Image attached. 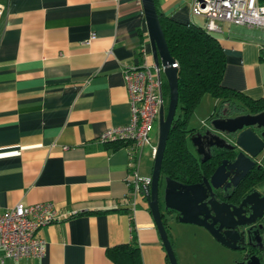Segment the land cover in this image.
Returning a JSON list of instances; mask_svg holds the SVG:
<instances>
[{
  "label": "crops",
  "instance_id": "crops-1",
  "mask_svg": "<svg viewBox=\"0 0 264 264\" xmlns=\"http://www.w3.org/2000/svg\"><path fill=\"white\" fill-rule=\"evenodd\" d=\"M194 1L156 3L163 15L204 28ZM0 2V213L38 202L55 211L38 230L42 257L0 264H113L107 249L130 242L143 264H168L142 189L127 185L134 170L150 177L156 144L149 136V149L132 158L130 147L99 139L130 120L124 70L144 62L142 51L151 55L141 0ZM219 25L212 33L226 60L222 85L264 97V30ZM254 188L264 197V180Z\"/></svg>",
  "mask_w": 264,
  "mask_h": 264
},
{
  "label": "water",
  "instance_id": "water-1",
  "mask_svg": "<svg viewBox=\"0 0 264 264\" xmlns=\"http://www.w3.org/2000/svg\"><path fill=\"white\" fill-rule=\"evenodd\" d=\"M145 23L148 32L151 56L156 68L161 67L165 75L169 89L166 107L161 105L158 111V137L156 152L153 158L150 183L142 186L141 194L144 196L152 218L156 225L162 246L170 264H179L173 245L166 230L163 213L160 205V170L163 154L168 138L169 130L176 113L178 104V80L177 70L172 67L174 62L161 29L159 17L154 0H141ZM264 112L258 114H243L229 118H217L212 121L215 131L236 132L244 126L257 124ZM193 145L201 155V162L211 157V147L232 148V144L213 131L204 134L197 133L192 136ZM235 144L240 149L236 159L231 163L232 167L241 164L242 158L251 166V157L257 156L264 149V142L249 128L241 130L235 136ZM247 154V155H245ZM223 161L217 166L211 175L203 177L201 183L184 184L166 177L162 187V204L164 209L177 211V221L185 224H193L205 228L210 235L221 245L232 250H244L245 240L250 244V232L257 242L260 250H264L261 236L257 229H253L257 219L264 216V197L255 189L246 194L238 205L220 201L216 198L214 189L219 188L228 175L229 168ZM230 170V169H229ZM248 170V168H247ZM244 170L242 174L247 173ZM226 189V187L224 188ZM254 230V231H252ZM237 264H260L256 256L242 259Z\"/></svg>",
  "mask_w": 264,
  "mask_h": 264
},
{
  "label": "trees",
  "instance_id": "trees-1",
  "mask_svg": "<svg viewBox=\"0 0 264 264\" xmlns=\"http://www.w3.org/2000/svg\"><path fill=\"white\" fill-rule=\"evenodd\" d=\"M154 2L168 50L177 63L178 80V104L163 154L160 184H164L166 177L190 184L211 175L218 164L216 157L219 158L222 151L214 150L210 160L201 162L188 147L189 135L196 130L194 127H188V121L202 96L209 94L217 101L206 122L215 118H228L242 111L252 113L264 111V97L252 99L240 91L222 85L226 60L215 35L205 28L180 23L163 15L157 7L156 0ZM168 94L167 82H163L162 95L165 107ZM108 143L113 147L132 145L130 140H114ZM252 176L250 179L252 185L264 180V169L255 171ZM244 193L242 190L239 197ZM164 224L169 235V225L165 219ZM169 239L173 245L170 235ZM106 254L113 264H143L140 249L135 243L115 245L107 249ZM166 260L168 261L167 256Z\"/></svg>",
  "mask_w": 264,
  "mask_h": 264
},
{
  "label": "built area",
  "instance_id": "built-area-1",
  "mask_svg": "<svg viewBox=\"0 0 264 264\" xmlns=\"http://www.w3.org/2000/svg\"><path fill=\"white\" fill-rule=\"evenodd\" d=\"M192 13L205 18V30L220 31L219 22H230L236 25L255 26L264 30V4L258 0H195ZM5 5L0 2V18ZM95 34L85 41L88 44ZM143 58L152 57L142 51ZM144 59L141 65L124 70V79L128 90L131 111L130 120L115 127L106 129L99 139L102 142L114 140H130L132 158L141 149L150 144L149 134L158 117L162 95V68L154 65L153 60ZM152 59V58H151ZM172 67L177 68L174 61ZM156 147H153V157ZM127 185L136 194L142 186L150 183V177H141L134 170L127 175ZM129 191V189H128ZM55 211L52 203L38 202L34 204L17 203L0 213V261L11 259L19 261L24 258L42 257L46 253L47 242L38 234V230L52 222Z\"/></svg>",
  "mask_w": 264,
  "mask_h": 264
},
{
  "label": "flooded vegetation",
  "instance_id": "flooded-vegetation-1",
  "mask_svg": "<svg viewBox=\"0 0 264 264\" xmlns=\"http://www.w3.org/2000/svg\"><path fill=\"white\" fill-rule=\"evenodd\" d=\"M264 112V111H261ZM260 113V112H259ZM243 114H258V113H252L249 111H242L239 113H236L230 117H234L237 115H243ZM229 118V117H228ZM217 119V118H215ZM214 119H212L210 122H204V124H202V126L200 128H196V130H194L190 135H189V140L192 142V136L197 135V133L200 134H204L206 131L210 130L213 131L215 133H217L220 137L226 139L228 142H230L232 144V148L226 149V148H218V147H211V157L208 159L210 160L212 158V153L214 150L216 149H220L222 150L220 152V157H216V160L218 162L217 166H219L223 161H225L227 164V166L229 167L226 172L228 173V175H224L225 180L222 182V185L217 188L214 189V192L216 193V198L220 201H226L228 203L231 204H235L238 205L240 200L250 192L251 188L252 190L255 189V185H252L250 183V179H252V175L255 171H259V169H264V149L255 157H251V161L253 164H251L250 168H249V164L245 163L244 158H242L241 164L239 163L238 165H236V167H232L231 163L236 159L238 153L240 152V149L238 148V146L235 144V136L236 134H238V132H240L241 130L247 129L249 128L250 130H252L258 137L261 138V140L264 142V117L260 120L261 123H263L261 126H258L257 124L254 125H248V126H244L242 129L236 131V132H220V131H215L212 125V121ZM193 144V142H192ZM193 151L194 153L198 156V158H200L201 160V155H199L196 151V147L193 145ZM247 155V154H245ZM206 160V161H208ZM205 162V161H204ZM216 166V167H217ZM215 167V168H216ZM248 168V170H247ZM230 169V170H229ZM244 170H247V173L242 174ZM208 178V177H207ZM203 181V177L200 181H196L194 183H190V184H196V183H201ZM164 185L160 184V205H161V211L163 213V219H165V221H174L177 222V216L178 213L175 210L172 209H164V205L162 204V187ZM226 187V189H224ZM242 190H244V194L242 196L239 197V194L242 193ZM251 190V191H252ZM255 225L253 229H257L259 225L260 229L258 230V234L261 236V242L263 244L262 247H264V216L257 219L255 222ZM254 231V230H252ZM250 244H247V240H245V249L242 250L243 251V256L240 259V261L242 259H248L251 256H256L259 258L260 260V264H264V250H260L259 245L257 244V242L255 240H253V236L252 233L250 232Z\"/></svg>",
  "mask_w": 264,
  "mask_h": 264
},
{
  "label": "rangeland",
  "instance_id": "rangeland-1",
  "mask_svg": "<svg viewBox=\"0 0 264 264\" xmlns=\"http://www.w3.org/2000/svg\"><path fill=\"white\" fill-rule=\"evenodd\" d=\"M162 79L163 82H166L163 72ZM216 102L214 97L209 94H204L188 121V127L200 128L202 124L207 121L209 113L212 111ZM165 105H167V103H165ZM158 128V119H156L149 135L152 142L155 144H157ZM188 147L191 150L194 148L190 140L188 142ZM147 149H149V147L144 146V152L147 151ZM152 164L153 160L149 163V166L152 167ZM150 172L151 171L146 174ZM168 223L170 225V228H168L169 235L173 242V249L179 264H237L235 260L232 259V255L238 257L241 254V256H243V251L229 250V248L224 249L219 248L220 246H216L221 244L201 226L173 223L169 220ZM168 264L170 263L168 262Z\"/></svg>",
  "mask_w": 264,
  "mask_h": 264
}]
</instances>
